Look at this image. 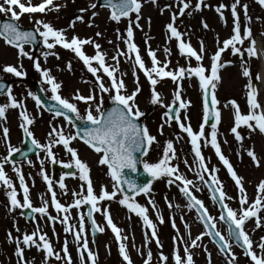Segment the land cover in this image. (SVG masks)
Returning <instances> with one entry per match:
<instances>
[{
	"label": "snow or ice",
	"instance_id": "obj_1",
	"mask_svg": "<svg viewBox=\"0 0 264 264\" xmlns=\"http://www.w3.org/2000/svg\"><path fill=\"white\" fill-rule=\"evenodd\" d=\"M256 2L264 8V0H256ZM144 3L157 4V0H104L103 3H91L88 8L79 9L80 15L74 17L69 23L68 27H75L76 21L84 23L83 13L91 11V16L88 20V26H93V19L98 16V12L94 11L98 6L107 9L109 12L108 19L111 22L119 24L122 19L128 21L127 29L124 33L123 43L125 48L121 50L119 46L115 47L114 55L111 60L113 64L107 63V53L102 51V45L97 43L93 38L81 39L76 35H72L68 39L65 35L64 29H55L49 22L43 19H34L31 14L46 13V11L59 10L65 5H53V0H43L42 3L33 6L30 3L26 5L21 0H0V14H3L8 20L0 24V38L3 39L4 44L17 50V59L22 60L27 58L33 62L35 71L39 73L41 78V91L50 92L49 99L54 103L45 108L39 96L32 91H28L27 97L33 100L38 108H45L50 111L53 117H62L66 124L71 128L76 129L75 132L65 134L61 125H54L50 122V131L48 132V140L41 144L30 130L34 119L28 114L24 107V98L17 99L12 94V87L0 83V94L6 95L7 103L0 106V120L6 119L5 112L7 108L20 109L19 118L21 128L25 137L30 141L31 147L39 150L37 152L36 162L39 164L38 174L42 177L44 184L47 186V193L50 194L49 201L41 197V205L39 207L33 206L30 199L29 187L25 182L24 175L13 159L15 153L20 150L10 144L9 129L2 128L3 143L6 147V155L0 157V186L3 187L8 201L7 210L9 213L16 209H29L31 213L39 214L41 218H46L49 224L60 223L63 225V232L70 234L73 237V242L76 245V252L79 256V264H98V257L95 252L89 247V241L86 236L87 228L85 225V217H87L88 224L91 231L95 233H103L105 228L98 225L94 219V213H100L103 220L106 222L107 228L115 235L116 243L118 244L119 256L122 258L123 264H133L131 257L127 251L126 241L127 236H122V229H119L112 221L109 208L101 205V202H111L117 200L118 203L125 207L129 212L137 215L145 229L151 230V235L147 233L144 236L143 248L146 251H141L136 248V252L143 259V264H152V252L148 249L150 240L155 241L158 249L162 248V244L158 238L153 221L148 216V208L136 202V197L143 194L148 198V204L151 205L152 211L157 213V220L163 223V217L157 211L156 203L154 201L151 185L154 181L166 178V186H175L178 191L186 199V207L188 209H196L199 221L204 226V231H201L195 237H192L190 225L184 222L181 217V223L184 225L185 233L188 239L184 238V234L180 233L176 226L175 219L169 217L171 226L175 231L172 237L173 249L171 257L166 256L163 252L158 254V264H169V259L173 264H195V254L202 252L207 257L208 264H211V253L207 247L203 245V238L205 236L212 239L213 243L217 245L220 253L225 258V264H236L237 257L232 251L233 246L241 248L244 255L251 261V264H264V236L259 238L258 242L251 239L249 232L245 225L248 221H253L254 229L264 231V216L259 215L264 211V180H261L256 186V197L249 202L245 188L243 187L242 177L238 176L230 161L222 153L221 146L218 142V125L221 121V113L218 108L219 101L215 95L217 86L221 81L219 75L220 70L231 66L232 61L227 60L221 62L222 54L226 51L231 52L233 56L240 58L242 65V76L248 78L249 83L247 88V104L249 111L246 115L240 113L239 107L235 101H228L225 107L231 106L235 110L234 126L231 127L230 132L233 134L237 143L242 145L244 137L238 132V128L243 124L248 127L250 132L259 131L264 134V110L258 102V94L252 82V74L250 67L246 66L244 56L247 54L249 59L259 58V53L255 51V40L252 38L251 28L249 27L251 17L247 13V5H242L244 9L245 23L241 30L240 17L237 11L240 6V0H234L231 4V16L233 27L231 35L222 41V46L217 39V48L210 56V64L205 67L202 63L204 60L205 49L203 40H199V50L194 49L190 42L185 41L183 37L187 36V32H180L176 27V21L184 15L191 16L194 12H201L204 8H210L211 5L205 3V0H176L175 5L168 4L161 8V14L165 10H171L174 6L175 12H172L171 22L165 25L166 40H175L176 48L182 58L185 59L188 66H179L175 70L169 69L171 51L169 48H164L165 59L163 62L157 59L156 51L148 45V37L146 35L145 45L146 53L151 61V67H146L145 62L140 54V49L133 42V27L141 29L139 21L141 20V9ZM226 5L220 3L215 7V12L219 15L222 23L226 24L224 10ZM18 9V11H17ZM29 14V22L33 24L32 30H21V16ZM132 14H135L133 20ZM259 19V18H257ZM150 23V18H149ZM201 26L207 30L208 24L201 19ZM142 30V29H141ZM264 35V33H262ZM96 37L101 36L100 32L95 33ZM121 33L117 29V40H120ZM39 39L43 49L41 56L45 59L49 55H56L51 51L56 45L61 48L69 50L74 53L75 57L79 59L87 69V71L94 78V87L89 90L87 96L81 95L79 90L69 99L60 95L61 83L56 82L55 77L47 68H42L39 59L34 58L30 52L25 51V46H31ZM109 44L112 41H108ZM247 43V46H245ZM85 45H90L94 49L93 55H88L83 50ZM59 59V56L56 57ZM121 58L125 61H132L133 64V79L135 88L131 93L127 92L126 84L123 76L125 73L119 71V64ZM195 60L196 65L192 66L191 61ZM95 64L96 66H93ZM16 66L5 65L2 71L10 73L15 77L22 78L25 73ZM68 71H71V62L66 65ZM137 70L143 73L151 86L150 102L153 105L159 104L160 107L166 108V111L161 116L162 124L158 131L163 135V128L165 125L171 127L174 121L179 128L180 133L186 134L187 141L191 145V152L194 155V164L189 165L187 160L184 161L185 166L195 172L196 180L201 184L207 186L212 193L211 199L221 209V215L216 219L221 220L227 224L228 237L226 238L220 231L216 230L215 221L210 216L207 208L203 202L198 199L194 192H199L201 189L196 182L187 179L180 173L178 164L173 161L178 160L176 150L174 148L173 140L165 141L162 156L157 162H148L144 159L147 156L150 147L158 143L156 137L150 134L146 125L140 123V118L145 115L137 103L136 97L140 93L139 77ZM105 77L107 78V86ZM197 78L199 88L203 92V112L202 122L199 124V129L194 130L188 121L189 117L186 114L181 115V110H186L190 106V102L182 99V84L184 79ZM170 79L175 83L176 88L173 93V103H177V107L173 104L165 105L160 94L155 90L156 85L164 80ZM256 80H259V74H256ZM43 85H47L45 88ZM107 95L110 104L112 105L107 110L104 107V97ZM84 103L85 109L81 114L78 103ZM71 114V117L69 116ZM80 122L78 127L74 122ZM254 122V123H252ZM206 126L210 131L206 132ZM179 137L176 142H179ZM74 140L82 141L89 149L99 155L98 164L107 167V174L112 183L111 192L106 190L104 185L100 186L99 193L94 190L93 183L90 178V169L88 165L83 162L76 149L70 147V143ZM225 143L227 141L225 140ZM57 145H62L66 154H70L71 163H63L56 159L53 149ZM211 147L214 150L215 156L218 158L220 164L226 169L227 175L234 182L235 188L238 191L239 208L232 209L226 201L233 198L228 196L223 190V184L219 180L216 166L208 167V164L203 156L202 148ZM254 166L259 167L260 161L257 158L254 150L251 148L244 149ZM40 153L44 154L47 161L52 164L61 163L64 169L75 167L79 171V179L82 181L80 191H73L71 193L72 203L68 205L61 204L54 191V185L51 178L46 174L44 163L41 159ZM239 156L240 153L238 152ZM139 156V159H138ZM29 167L33 166L32 161H27ZM11 165V171L15 174L19 182V190L23 193L22 202L18 199L17 188L14 186L13 180L5 171V166ZM138 165H142L143 172L147 174L149 179L147 182L138 184L135 179L128 176V172L136 173ZM73 175V173H68ZM207 176V179L205 178ZM29 175V179H31ZM61 180L56 182L62 194H67L66 185ZM86 186V190H85ZM165 204L169 209L173 207L167 196L164 197ZM49 207L54 209L57 216H52L49 213ZM75 209L77 213L78 224L71 223L70 210ZM86 209V211H82ZM13 228L18 233L13 236L12 232L6 233L7 243L14 245L12 255L16 257V264H33L32 261L27 260L24 256L25 248H35L38 252H43V264H49L51 258H55L60 264H75L68 248V241L65 239L60 251L57 252L49 240L46 233L42 232L39 227L32 233L20 234V228L16 221H13ZM53 235H57L53 229ZM181 246L182 254H181ZM108 248V245H105ZM135 248V244L133 243Z\"/></svg>",
	"mask_w": 264,
	"mask_h": 264
},
{
	"label": "rangeland",
	"instance_id": "obj_2",
	"mask_svg": "<svg viewBox=\"0 0 264 264\" xmlns=\"http://www.w3.org/2000/svg\"><path fill=\"white\" fill-rule=\"evenodd\" d=\"M41 0H30V3L33 5L36 2ZM97 0H61L56 1L53 5H65L66 7H60L59 10L46 11V13H35L31 14L34 19H43L46 22H49L55 29H64L65 35L68 39L71 38L72 35H76L81 39L85 38H93L97 43L102 45V51L107 53V63L113 64L114 62L111 60L112 55H114L115 47L119 46L121 50L125 48L123 43L124 33L128 26V21L123 20L117 24L115 22H111L108 19L109 12L107 9L100 8L99 6L94 9V11L98 12V16L95 17L92 21L93 26H88V20L91 16V11L89 10L83 13L84 23H79L76 21L75 27L69 28V23L74 19L75 16L80 15L79 9L88 8L91 3H96ZM21 2L26 5L29 3V0H21ZM176 0H157V4L144 3L141 9V20L139 21L141 25V29H137L133 27V38L139 45L140 54L145 62L146 67H151V61L146 53V45L145 38L146 35L148 39V45L156 51L157 59L161 62L165 59L164 48L167 47L171 51V55L169 57L170 64L169 69L167 70H175L179 66H188L187 62L184 58H182L176 48L175 40H166V29L165 25L171 22L172 12L176 11L175 6L169 11L165 10L163 14H161L160 9L164 8L165 5L173 4L175 5ZM195 0H193V3ZM234 0H205V3L211 5L210 8H204L201 12H194L191 16L184 15L180 17L176 21V27L182 33L187 32L188 35L183 37L185 41L190 42L191 46L199 50L200 44L199 40H203L205 55L204 60L202 61L205 67H208L210 62L209 58L214 53L213 51L217 48V39L219 40L221 46L222 41L228 38L231 35V29L233 27L232 16H231V4ZM220 3L225 4L227 7L224 10V16L226 19V24L222 23L219 15L215 12V7ZM247 5V13L251 17V21L249 27L251 28L252 38L257 42L262 48V53L264 55V8H262L256 0H240V6H238L237 11L240 17L241 30L243 29L245 23L244 17V9L242 5ZM34 6V5H33ZM132 18L134 20L135 14H132ZM150 18V23H149ZM207 22L208 28L205 30L201 26V19ZM259 18V19H257ZM20 23L23 25L33 26L32 23L29 22V15L21 16ZM117 29L120 30L121 39L117 40ZM100 32L101 36L96 37L95 33ZM108 41H112L111 44ZM247 46V43L246 45ZM84 50L88 55L94 54V49L90 45H85ZM25 51L30 52V54L40 60L41 67L47 68L50 70V73L53 77H55L56 82L61 83L60 94H62L65 98L72 101V96L79 90L81 95L87 96L89 94V90L94 87V80L90 77V73L84 67L83 63L79 61L78 58L75 57L74 53L61 48L59 45L54 47L53 52L56 55H49L46 59L41 56L42 51H48L43 49L41 46L40 49L33 55L31 48L29 46H25ZM59 56V59L56 57ZM244 61L246 66L250 67V71L252 74L251 79H256V74L258 73L260 58H252L249 59L247 54L244 56ZM231 60L233 63L231 66L225 67L220 70L221 81L217 86V90L215 95L219 101L218 108L221 113V121L218 125V140L223 147L224 153L227 154L231 164L236 167L240 176H242L243 187L246 190L247 197L249 202L255 199L256 197V186L261 180H264V134L259 133V131L250 132L246 125H241L238 128V132L244 137L241 146L240 143H237L234 139L233 134H231L230 129L234 126V116L235 111L229 105L225 107V104L228 101H235L239 107L240 113L242 115H246L249 111L247 104V88L246 85L249 83L248 78L242 76V65L240 58L233 56L229 51H226L222 54L221 62ZM68 62H71V71H68L66 65ZM22 64V70L27 76V79H33L40 83L42 87V83L39 78V73L33 69L31 66L32 61L23 58L22 60L17 59V51L12 49L10 46L4 44L3 40H0V78H8V79H18L13 82L12 94L17 98H24L26 108L28 114L34 119L33 125L29 126L30 130L33 132L34 137L41 143L44 144L48 140V132L50 131V122L54 125H61L65 134H69L73 132V128L70 125L66 124L62 118L52 117L46 114L41 108H38L33 100L27 97L28 91H32L31 87L27 84L25 80H19L18 77L13 76L10 73H4L2 71L3 66L12 65L16 66L20 69V65ZM192 66L196 65V61H191ZM93 66H96L93 64ZM119 71L121 73H125L123 76L124 82L126 84L127 92L131 93L134 88V79H133V64L132 61H125L121 58V62L119 64ZM33 76L30 77V76ZM137 75L139 77V86L141 88L140 93L136 97V103L139 109L145 113L143 117L144 125L150 131V134L156 137L158 143L153 144L146 157L144 159L148 162H157L158 159L162 156L163 147L165 141L173 140L174 148L176 150L178 160L173 161L174 164H178L180 173L182 174L184 171V175H187L190 180L196 182L197 186L200 187L199 192H194V195L200 199L205 207L207 208L210 216L214 219L215 225L218 230L227 238V232L224 225L221 224V220L216 219L219 217V210L217 209L216 203L209 196V192L205 189L204 184H201L196 180L195 172L197 169L193 171H188L185 166L184 161L187 160L188 164L194 161L193 153L191 152V145L187 141L186 135L180 133L179 128L172 122L171 127L165 125L163 128V135H160L158 128L163 123L161 120V116L166 110V108H162L157 105H153L150 102L151 98V86L148 84L147 79L144 77L143 73H140L137 70ZM106 86H107V78L105 77ZM183 90H182V99L189 101L190 106L186 110H181V115L186 114L189 117L186 123H189L191 127L195 130L198 129L199 123H201V116L203 112L202 108V99L201 92L198 85L197 78L193 77L192 79H184L181 81ZM257 86V94H258V102L262 106V110L264 109V87L259 86L258 81L256 80ZM43 87L47 88V85H43ZM176 85L170 79H164L160 81L155 90L160 94L162 101L165 105L173 104V93L175 91ZM34 93V92H33ZM45 94L50 97V92H45ZM7 103L6 95L0 96V106ZM110 103L107 95L104 97V107ZM78 107L80 109L81 114H83L85 105L84 103H78ZM20 109H11L7 108L5 112L6 119L0 120V125L3 127H7L9 129V137L10 144L18 148L21 145V128L19 127L20 118H19ZM254 123V122H252ZM210 131L209 127H206V132ZM179 142L176 140L179 138ZM225 140L227 143H225ZM70 147L74 148L78 152L79 158L85 162L90 169V178L94 186V190L96 193H99V189L101 185L106 187V190L111 192L112 190V181L107 174V167L101 166L98 164L99 155L94 153L92 150H89L88 147H85L82 142L79 140H74L70 143ZM208 148V147H207ZM251 148L254 150L257 158L260 161L259 167L254 166L251 158L247 156L246 151L244 149ZM56 159L63 163H71L70 154H66L62 145H57L53 149ZM209 152V149H208ZM240 153L238 156L237 153ZM6 155V147L3 143V135L2 128H0V157ZM41 159L45 160L44 168L46 174L51 178L54 185V191L56 192V196L58 201L63 205H68L72 203L71 193L73 191H80V187L82 181L79 179V171L73 167L70 169H64L61 163H56L55 165H59V171L56 173L55 178H53L52 167L53 164L44 157L43 153H40ZM207 160L210 162V167L216 166L218 169L219 178L222 179V183L226 189V193L228 196L233 199L228 201L231 207L236 210L239 208V198L238 191L234 185L229 183L228 178L225 176L223 169L216 164L214 157L211 155H206ZM210 158V159H209ZM37 155L34 157L28 158V160L18 162L17 165L20 167L27 186L30 191V199L33 206L39 207L41 205V197L49 201L51 200L50 194L47 193V186L44 184L42 177L38 174L39 172V164L36 162ZM32 161L33 166L29 167L27 161ZM70 170V171H68ZM5 171L8 176L13 180L14 186L17 188L18 199L22 202L23 193L19 190V182L15 177V174L11 171V165L5 166ZM68 173H73V175H68ZM29 175H31V179H29ZM64 175L63 183L66 185L67 194H62L61 190L58 187L56 182L61 180V176ZM66 175V176H65ZM183 175V174H182ZM225 179V181H224ZM152 195L154 201L156 203L157 211L163 217L164 222L160 223L157 220V213L152 211L151 205L148 204L144 197L139 196L136 197V202L140 205L149 208V216L153 218L156 225H158V230L162 234L161 236V244L162 248L158 249L157 246L153 245L150 242L148 249L152 252V264H158V254L163 252L164 255L171 257V252L173 249L172 237L176 234L175 231L170 227L169 217H173L175 219V223L180 233L184 234V238L188 239L187 233H185L184 225L181 223V217H183L184 222L190 225V231L192 237H195L199 234L203 229L199 224L197 218L193 214V212L186 207V204L183 198L180 196L178 189L173 186H166V178L158 179L153 182L151 185ZM86 190V186H85ZM167 196L168 200L172 203L173 207L169 209L165 204L164 197ZM8 201L5 195V191L2 186H0V264H16V257L12 255L14 251V245H9L6 239V233L11 231L12 235L15 237L18 233L13 228V221L15 220L17 225L20 228V234L23 233H32L36 230L37 227L41 229L42 232L46 233L53 248L59 252L61 247L64 244L65 239L68 241L69 252L71 253L72 259L75 264H79V256L76 252V245L73 242V237L70 234H65L63 232V225L60 223L49 224L46 218H41L39 214H35V219L33 223H26L20 213L21 209H16L13 212L9 213L7 210ZM101 205H106L113 216V220L115 223L122 229V236H127L128 240L125 242L127 245V251L131 257L133 264H143V259L140 255L137 254L136 248H140L141 251H146L143 248L144 243V234L140 228L142 223L141 219L132 214L130 221L127 217L128 210L121 206L117 200L107 202H101ZM84 211V209H82ZM49 213L52 216H57L55 210H52L49 207ZM71 213V223L78 224V220L76 218L77 213L75 209L70 210ZM96 220L99 222L101 226L105 228L103 233L99 234L98 240L96 243H93L91 237L88 236L87 239L89 241V247L93 252L97 254L98 264H123L122 258L119 256L118 244L114 242L113 236L108 232L106 228V224H104L103 217L100 213H94ZM264 216V211L261 213ZM85 225L86 228L89 229L88 223ZM246 230L249 232L251 239L254 242H258L261 236H264V231L260 229H254L253 221H249L246 225ZM53 229L55 230L57 235H53ZM88 232V230H87ZM89 235V232H88ZM133 243L135 244V248L133 247ZM108 245V248L105 245ZM203 245L207 247L208 251L211 253V264H225V258L221 256L218 251L210 244L207 236L203 238ZM181 246V254H182ZM34 248V247H33ZM35 249V248H34ZM32 248H25L24 254L27 260L33 262V264H40L43 261L41 253L36 249V254H31ZM232 251L235 253L237 257L236 264H251V262L243 257L242 252L235 246H233ZM49 264H60V262L56 261L55 258H51ZM169 264H173L171 259H169ZM195 264H208L207 257L202 253L195 254Z\"/></svg>",
	"mask_w": 264,
	"mask_h": 264
},
{
	"label": "water",
	"instance_id": "obj_3",
	"mask_svg": "<svg viewBox=\"0 0 264 264\" xmlns=\"http://www.w3.org/2000/svg\"><path fill=\"white\" fill-rule=\"evenodd\" d=\"M102 3H103V2H102ZM1 82H2V81H1ZM3 83H4L5 85H7V83H6L5 81H3ZM45 105L48 107V103L45 104ZM29 148H30V145L27 143L26 146H25L20 152H18V153L16 154L15 158L20 159V158L24 157V155L28 152V149H29Z\"/></svg>",
	"mask_w": 264,
	"mask_h": 264
},
{
	"label": "bare ground",
	"instance_id": "obj_4",
	"mask_svg": "<svg viewBox=\"0 0 264 264\" xmlns=\"http://www.w3.org/2000/svg\"><path fill=\"white\" fill-rule=\"evenodd\" d=\"M262 56V49L259 47L258 50ZM263 57V56H262ZM259 84L261 87H264V63L261 64V69H260V75H259Z\"/></svg>",
	"mask_w": 264,
	"mask_h": 264
}]
</instances>
